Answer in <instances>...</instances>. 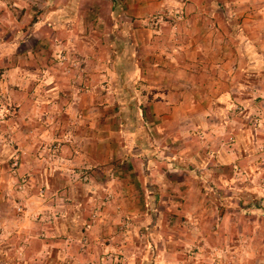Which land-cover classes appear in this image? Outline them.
Instances as JSON below:
<instances>
[{
    "label": "crops",
    "instance_id": "0c3cea01",
    "mask_svg": "<svg viewBox=\"0 0 264 264\" xmlns=\"http://www.w3.org/2000/svg\"><path fill=\"white\" fill-rule=\"evenodd\" d=\"M108 1L105 29L99 14L67 13L77 0L64 7L56 0H0V228L3 220L8 232L0 238L22 242L24 259L32 253L38 263L56 254L57 264H101L104 258L159 264L161 253L104 257L114 243L104 230L115 229V208L156 213L165 191L167 210L181 197L192 227L202 226L203 212H213L190 178L200 169V151L210 147L223 160L231 154L221 140L229 110L239 104L246 115L249 104L252 111L258 103L264 109V0H186L183 8L181 0H122L134 13L126 22L116 15L115 0ZM37 2L42 14H32L29 4ZM51 4L56 9H48ZM200 4L218 5L223 14H196ZM147 5L186 14L150 31L143 26ZM136 18L139 28L128 23ZM72 60L77 68L69 66ZM254 115L258 126L261 115ZM22 175L39 179L46 195L29 194L26 203L41 201L30 211L14 202L17 213L4 201L12 202V177ZM73 190H83L79 194L91 202L103 191L118 201L125 193L130 209L114 202L81 205ZM259 239H239L255 249L252 256L236 254L238 264H264Z\"/></svg>",
    "mask_w": 264,
    "mask_h": 264
},
{
    "label": "rangeland",
    "instance_id": "374dc122",
    "mask_svg": "<svg viewBox=\"0 0 264 264\" xmlns=\"http://www.w3.org/2000/svg\"><path fill=\"white\" fill-rule=\"evenodd\" d=\"M56 1L61 7H64L68 3L67 0ZM121 1L115 0V5L119 6V12L116 15H119L123 22H126L128 17L134 13L128 11V7H121ZM147 3L149 4V0H147ZM179 4L182 8L186 7L187 1L181 0ZM201 5L196 8V14H209L210 11H213V14H223L222 11H218V5L203 4V7ZM29 6H32L31 8L34 10L32 14H42L44 10L43 8L40 9V6H44L43 2L29 4ZM51 7L56 9L55 4H51L47 8L50 9ZM65 8L68 14L75 11L80 14H99V24L105 29H109L110 27L109 16L112 14H107L110 10L108 0H77L76 3H73L72 7L68 6ZM142 14L146 19L144 21L146 23L143 26L151 31L158 29L160 26L168 27V25L173 23L172 20L176 18L174 14H186V12L185 9L177 13L173 8L161 6L154 8V6L147 5ZM123 22L116 20L114 24L124 28L125 23ZM128 23L133 24L135 28H139L136 25L139 23L138 18ZM217 39L219 38H212L211 42H216ZM240 106L238 104V106L232 107V111L229 110V114L227 117L225 116L228 122L225 130L227 134L222 132L221 135L224 147H228L226 152L231 154L226 155L227 157L223 158V160L218 159V161L215 157L216 151L214 152L210 147L204 153L200 151L202 154L198 162L200 172L198 171L196 176H190L195 181L196 186L201 189L205 208L212 210L213 215L203 212L202 226L192 227L189 217L192 213L190 214L188 211L183 210V206L187 204H183V199L177 197L173 212L167 210L165 191L162 192L164 196L163 199L161 198V209L156 213H142L138 211L135 213L131 210L124 212L118 211L120 210L119 208H115L116 212H114L113 216L115 229L109 230V232L104 230V237L113 238L114 241H112L114 243L110 245L108 250L104 251V257L106 254H113V252L124 255L133 252L138 255L148 254L149 256L161 253L164 255V258L159 264H238L236 254L243 256L249 254L252 256L255 248H252L250 245L247 247L242 245L243 242H240L239 239L253 236L254 238L259 237V242H264L262 240L264 239V115H262L264 109L258 103L257 105H253V110L251 111L249 104L246 108L247 114L245 115V113L239 111ZM253 112L261 115L260 125L258 126L257 124L259 123L253 119L255 117ZM238 125L242 126V131L240 132L236 131ZM17 166L13 164L11 167L15 169ZM12 178L14 181L10 183L9 189L12 202L4 201L5 204L11 203L17 213H21V211L15 208L14 202L18 203L16 206L23 204L27 207L26 204H28L29 211L30 208L41 205V201L37 200L38 198L27 201L28 203L25 202V200L32 196L29 194L36 195L37 197L46 195L43 192V185H41L42 182L39 179L37 182L33 176L26 175L13 176ZM76 179L80 180L79 176ZM82 182L80 180L79 183L82 184ZM79 191L73 190L72 195L74 199L80 201L81 205L103 207L108 202H114L116 207L120 203L123 204V208H129L125 193H123L124 197L121 201H118V199L115 200V197L110 196V193H104L103 191L104 196L102 193L98 200H96L97 202H91L88 200V197L81 196ZM80 193L85 195L83 190ZM131 209L136 208L131 207ZM32 216H35L33 219H36L35 214ZM79 217L81 218L80 214ZM194 219L198 220L199 217L196 215ZM35 221H39V219ZM132 221L134 222L132 223ZM158 222L161 223V227L154 225ZM207 222L211 224V229L206 227ZM1 223L3 229L0 228V235L5 237L8 234L6 232L7 226L3 220ZM130 224H132V228L134 229L130 228ZM220 234L226 239H223ZM4 237L0 238V264H57L56 262H62L61 260H56V254H54L52 261L46 263L44 261L38 263L36 262V258L33 261L30 260L33 256L32 253L25 259L21 258V254L19 253H24L23 250H25L20 246L23 243L19 242L18 246H14V237L8 240L7 238L4 239ZM232 237L238 240L235 241ZM6 240L7 242H5ZM16 240L19 241V239ZM89 248L90 250L94 249V245L91 244ZM168 254H173L174 256L169 257ZM259 256L262 257V255ZM245 258L249 261L252 260L249 257ZM110 260L104 258L101 264L128 263L124 260L121 262ZM86 264L93 263L88 262ZM132 264H136V262H132ZM150 264H153V262Z\"/></svg>",
    "mask_w": 264,
    "mask_h": 264
},
{
    "label": "built area",
    "instance_id": "2783aa9c",
    "mask_svg": "<svg viewBox=\"0 0 264 264\" xmlns=\"http://www.w3.org/2000/svg\"><path fill=\"white\" fill-rule=\"evenodd\" d=\"M59 61H63V60H65L66 61V59L64 58V57H59V59H58ZM61 62H59V63H61ZM76 65V66H75ZM69 66L70 67H72V68H77L78 67V62L76 61V60H72V62H70V64H69ZM75 77H77V76H75Z\"/></svg>",
    "mask_w": 264,
    "mask_h": 264
}]
</instances>
